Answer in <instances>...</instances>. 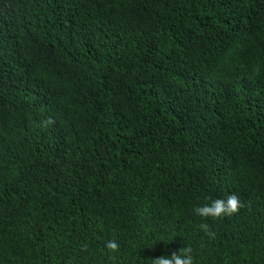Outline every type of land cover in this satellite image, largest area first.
<instances>
[{"label":"trees","instance_id":"obj_1","mask_svg":"<svg viewBox=\"0 0 264 264\" xmlns=\"http://www.w3.org/2000/svg\"><path fill=\"white\" fill-rule=\"evenodd\" d=\"M186 246L264 264V0H0V264Z\"/></svg>","mask_w":264,"mask_h":264},{"label":"clouds","instance_id":"obj_2","mask_svg":"<svg viewBox=\"0 0 264 264\" xmlns=\"http://www.w3.org/2000/svg\"><path fill=\"white\" fill-rule=\"evenodd\" d=\"M240 201L235 193H230L224 198H215L207 203L197 205L193 208L195 215L208 218H219L228 216L238 211ZM106 247L110 250H116L118 244L115 240L106 242ZM153 264H194L192 249L189 246L182 247L179 252H173L171 255H161L152 259Z\"/></svg>","mask_w":264,"mask_h":264}]
</instances>
